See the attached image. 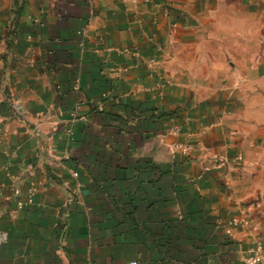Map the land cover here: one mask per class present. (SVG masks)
I'll return each mask as SVG.
<instances>
[{"label": "crops", "instance_id": "0c3cea01", "mask_svg": "<svg viewBox=\"0 0 264 264\" xmlns=\"http://www.w3.org/2000/svg\"><path fill=\"white\" fill-rule=\"evenodd\" d=\"M251 11L0 0V264H245L264 244Z\"/></svg>", "mask_w": 264, "mask_h": 264}, {"label": "rangeland", "instance_id": "374dc122", "mask_svg": "<svg viewBox=\"0 0 264 264\" xmlns=\"http://www.w3.org/2000/svg\"><path fill=\"white\" fill-rule=\"evenodd\" d=\"M251 11L250 13V18L248 19L250 21V26L251 28L248 29L249 35L252 37V41L249 44L251 50L255 51H262L263 48V40H264V13L261 12H254ZM239 14V13H238ZM236 13V15H238ZM255 38V39H254ZM259 47H261L259 49ZM255 124L253 123H248L246 126L250 129L254 128Z\"/></svg>", "mask_w": 264, "mask_h": 264}, {"label": "built area", "instance_id": "2783aa9c", "mask_svg": "<svg viewBox=\"0 0 264 264\" xmlns=\"http://www.w3.org/2000/svg\"><path fill=\"white\" fill-rule=\"evenodd\" d=\"M186 150L189 151L187 148ZM235 161H241V157H236L234 158ZM18 206L22 208L24 206L23 202H19ZM4 242V238L2 235H0V248ZM247 257L245 259V264H264V244L260 243L252 248L248 249L247 252ZM131 264H136V263H131Z\"/></svg>", "mask_w": 264, "mask_h": 264}]
</instances>
